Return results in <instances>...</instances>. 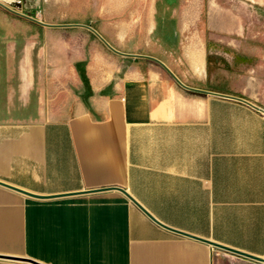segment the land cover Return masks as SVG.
I'll return each instance as SVG.
<instances>
[{
    "label": "crops",
    "instance_id": "1",
    "mask_svg": "<svg viewBox=\"0 0 264 264\" xmlns=\"http://www.w3.org/2000/svg\"><path fill=\"white\" fill-rule=\"evenodd\" d=\"M1 1L42 23H0V181L68 195L0 185V264H264L196 238L264 259V53L196 0Z\"/></svg>",
    "mask_w": 264,
    "mask_h": 264
},
{
    "label": "rangeland",
    "instance_id": "2",
    "mask_svg": "<svg viewBox=\"0 0 264 264\" xmlns=\"http://www.w3.org/2000/svg\"><path fill=\"white\" fill-rule=\"evenodd\" d=\"M8 5L23 12L20 3ZM26 14L32 16L31 13ZM225 16L228 22H232V29L227 30V36L248 41V46L241 47L242 53H264V0H196V21L220 23L225 20ZM25 21L27 19L0 6V23ZM216 34L218 37L224 36V30L218 29ZM236 49L234 47V53H240Z\"/></svg>",
    "mask_w": 264,
    "mask_h": 264
},
{
    "label": "water",
    "instance_id": "3",
    "mask_svg": "<svg viewBox=\"0 0 264 264\" xmlns=\"http://www.w3.org/2000/svg\"><path fill=\"white\" fill-rule=\"evenodd\" d=\"M0 6L1 7H3V8H5L6 10H8V11H10V12H12V13H14V14H16V15H19V16H22V17H24V18H27V19H29V20H32V21H36V22H39V23H42L40 20H38V19H36V18H34V17H32V16H30V15H28V14H25V13H23V12H20V11H18V10H15V9H13L12 7H10L8 4H6L5 2H3V1H1L0 0ZM108 44V43H107ZM110 46V45H109ZM111 47V46H110ZM112 48V47H111ZM169 70V69H168ZM170 71V70H169ZM177 79V78H176ZM178 80V79H177ZM197 91H201V92H203L202 90H198V89H196ZM228 97H231V98H234V99H238V100H241V101H244V102H247V103H249V104H251L250 102H248L247 100H245V99H242V98H239V97H233V96H228ZM253 106H255V105H253ZM256 108H258V109H260V110H262V111H264L263 109H261L260 107H257V106H255ZM0 185L1 186H4V187H7V188H10V189H13V190H15V191H18V192H20V193H23V194H25V195H28V196H31V197H34V198H53V197H58V196H67L68 194H65V195H50V196H42V195H37V194H34V193H31V192H29V191H26V190H23V189H20V188H18V187H15V186H13V185H10V184H8V183H5V182H3V181H0ZM111 189H117V190H120L121 192H123L126 196H128L132 201H134L135 203H137V201L125 190V189H123V188H121V187H106V188H101V189H93V190H87V191H83V192H85V193H93V192H98V191H102V190H111ZM138 204V203H137ZM147 214H149L141 205H139ZM150 215V214H149ZM151 217H152V215H150ZM153 219H154V217H152ZM154 220H156V219H154ZM176 232H178V233H180V234H182V235H186V236H192V235H188V234H186V233H183V232H181V231H176ZM197 239H199V240H201V241H204V242H206V243H209V244H211V245H213V246H216V247H220V248H223V249H226V250H229V251H232V252H234V253H237V254H240V255H244V256H247V257H250V258H252V259H255V260H258V261H264V259L263 258H261V257H257V256H254V255H250V254H247V253H244V252H242V251H238V250H236V249H233V248H230V247H226V246H224V245H220V244H218V243H215V242H212V241H209V240H207V239H202V238H198V237H196ZM0 257H3V256H1L0 255ZM11 258H13V259H16V258H14V257H11ZM27 260H29V259H27ZM31 261V260H30ZM31 262H34V261H31ZM35 264H40V263H36V262H34Z\"/></svg>",
    "mask_w": 264,
    "mask_h": 264
}]
</instances>
